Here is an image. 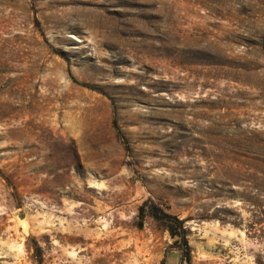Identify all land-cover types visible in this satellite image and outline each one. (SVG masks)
I'll return each mask as SVG.
<instances>
[{
    "label": "rangeland",
    "instance_id": "obj_1",
    "mask_svg": "<svg viewBox=\"0 0 264 264\" xmlns=\"http://www.w3.org/2000/svg\"><path fill=\"white\" fill-rule=\"evenodd\" d=\"M37 244L264 264V0H0V264Z\"/></svg>",
    "mask_w": 264,
    "mask_h": 264
},
{
    "label": "trees",
    "instance_id": "obj_2",
    "mask_svg": "<svg viewBox=\"0 0 264 264\" xmlns=\"http://www.w3.org/2000/svg\"><path fill=\"white\" fill-rule=\"evenodd\" d=\"M155 215H157V214H155ZM167 215H168V217H172V219H175V220H177V221H180L179 218H178L177 216H172V215H169V214H167ZM181 221H182V220H181ZM181 221H180V222H181ZM36 249H37V253L34 254L35 261H36L38 264H42V258H43V256H42V254L39 253L40 250H41V247L37 244Z\"/></svg>",
    "mask_w": 264,
    "mask_h": 264
},
{
    "label": "crops",
    "instance_id": "obj_3",
    "mask_svg": "<svg viewBox=\"0 0 264 264\" xmlns=\"http://www.w3.org/2000/svg\"><path fill=\"white\" fill-rule=\"evenodd\" d=\"M170 251H178V252H179V260H178V264H182V255H181V252H180L178 249H176V248H172V249H170L168 252H170ZM168 252H167L166 255H165V258H164V262H163V264H165V261H166V258H167V254H168Z\"/></svg>",
    "mask_w": 264,
    "mask_h": 264
},
{
    "label": "water",
    "instance_id": "obj_4",
    "mask_svg": "<svg viewBox=\"0 0 264 264\" xmlns=\"http://www.w3.org/2000/svg\"><path fill=\"white\" fill-rule=\"evenodd\" d=\"M21 219L25 218V213L20 214Z\"/></svg>",
    "mask_w": 264,
    "mask_h": 264
},
{
    "label": "bare ground",
    "instance_id": "obj_5",
    "mask_svg": "<svg viewBox=\"0 0 264 264\" xmlns=\"http://www.w3.org/2000/svg\"><path fill=\"white\" fill-rule=\"evenodd\" d=\"M24 225H27V222H24Z\"/></svg>",
    "mask_w": 264,
    "mask_h": 264
}]
</instances>
